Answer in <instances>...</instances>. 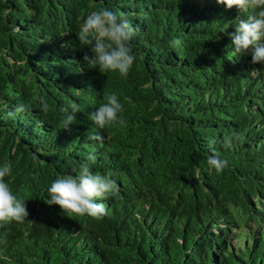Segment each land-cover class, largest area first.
<instances>
[{"label": "trees", "instance_id": "1", "mask_svg": "<svg viewBox=\"0 0 264 264\" xmlns=\"http://www.w3.org/2000/svg\"><path fill=\"white\" fill-rule=\"evenodd\" d=\"M100 8L139 28L127 78L83 60L80 26ZM246 18L217 0H0V166L29 212L0 227V264H264V66L230 38ZM112 92L125 123L101 130L89 117ZM92 152L119 191L97 200L103 218L69 217L47 188Z\"/></svg>", "mask_w": 264, "mask_h": 264}, {"label": "clouds", "instance_id": "2", "mask_svg": "<svg viewBox=\"0 0 264 264\" xmlns=\"http://www.w3.org/2000/svg\"><path fill=\"white\" fill-rule=\"evenodd\" d=\"M218 4L227 9L236 7L240 12L246 13L247 18L241 19L235 26L230 38L235 45L238 55L252 52V63L264 66V0H217ZM10 14V10L6 13ZM139 28L134 26L127 17L100 8L90 12L80 26L78 40L89 48L83 56L84 62L90 69H99L106 72H118L127 78L133 64L135 55L131 41ZM173 47L180 45V40L172 42ZM104 103L90 114V119L101 130L111 128L116 124L123 125L125 119L122 115L124 108L117 93H107L103 97ZM41 112L48 113L50 106L41 101ZM30 111L26 104L18 105L14 111L6 113L7 117ZM64 113L61 121L62 129L71 132V125L76 123V113L81 111L79 106L72 102L68 107L60 109ZM90 140L103 143L104 137L100 133L89 136ZM238 136L224 137V146L233 147ZM94 152L89 153L85 162L80 164L78 175H64L55 179L47 188L49 205H58L69 217L89 216L100 219L108 214V209L103 202L114 197L119 187L111 172L106 174L95 173L92 165L96 162ZM207 163L216 173H222L228 167V161L219 156H209ZM12 166L8 163L0 166V227L15 222L24 224L29 217L26 200L14 194L6 178L11 177Z\"/></svg>", "mask_w": 264, "mask_h": 264}]
</instances>
